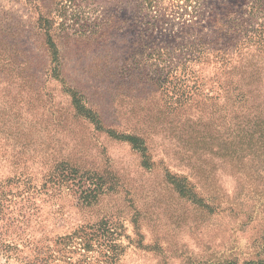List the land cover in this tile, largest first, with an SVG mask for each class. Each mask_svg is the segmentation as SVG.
I'll return each mask as SVG.
<instances>
[{"label":"rangeland","instance_id":"1","mask_svg":"<svg viewBox=\"0 0 264 264\" xmlns=\"http://www.w3.org/2000/svg\"><path fill=\"white\" fill-rule=\"evenodd\" d=\"M0 264H264V0H0Z\"/></svg>","mask_w":264,"mask_h":264},{"label":"trees","instance_id":"2","mask_svg":"<svg viewBox=\"0 0 264 264\" xmlns=\"http://www.w3.org/2000/svg\"><path fill=\"white\" fill-rule=\"evenodd\" d=\"M59 15H62V16H65V8H63V10L61 11V13H59ZM61 16V17H62ZM47 17V16H46ZM44 22H47V18H43ZM60 24H63V21L60 23ZM228 30H227V34L229 35V38L232 39L233 41V45L237 46L239 45V47H244V44H243V41H241V38H239V31L237 30V28H232V27H227ZM46 38H47V43L49 45V48L51 49V53L56 56L57 54V49H56V46H55V43L54 41L52 40V37L51 35L46 32ZM228 42V43H227ZM226 45H222L220 46V48L217 49V51L221 54H227V56H229L230 54V49L229 47H227V45H229L230 40L228 39L226 41ZM222 44V43H221ZM241 53V52H240ZM234 68V65L230 66L229 68H225L224 71L226 73L230 72L231 69ZM75 108L76 109H80L82 111H86L85 113H89L91 112L90 110H85L84 106L79 104V105H75ZM123 139H126L128 140L135 149L141 151V152H145L146 151V147L144 146V144L141 142V140L139 138H137L136 136H133V135H130V134H122L121 136ZM104 224H99L97 225V227H88L89 230H92L90 232L88 231H84V229H80V230H77L75 231L72 235L70 236H65V237H62L61 240L63 239H67L65 241V243L67 244V242H69L72 238H76L78 239V242L79 244H84L85 246L87 245L88 243V240H91V238L94 236V234L96 232H98L100 229H103L104 231H108V229H105V228H102ZM105 227V226H104ZM112 234V233H110Z\"/></svg>","mask_w":264,"mask_h":264}]
</instances>
